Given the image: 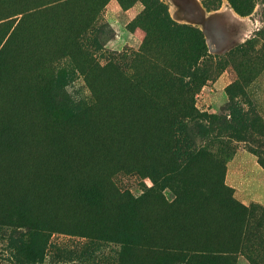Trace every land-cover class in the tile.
Returning <instances> with one entry per match:
<instances>
[{"label": "trees", "instance_id": "16d2710c", "mask_svg": "<svg viewBox=\"0 0 264 264\" xmlns=\"http://www.w3.org/2000/svg\"><path fill=\"white\" fill-rule=\"evenodd\" d=\"M109 1L0 0L1 252L40 264L32 242L59 233L118 247L117 264H221L264 210L247 216L213 144L190 133L222 125L194 99L212 59L203 34L159 0H116L141 3L146 36L140 52L108 53L101 66ZM227 2L241 17L252 10V0ZM202 4L213 12L220 0ZM78 78L88 101L71 96ZM119 175L137 177L138 192L120 189Z\"/></svg>", "mask_w": 264, "mask_h": 264}, {"label": "rangeland", "instance_id": "374dc122", "mask_svg": "<svg viewBox=\"0 0 264 264\" xmlns=\"http://www.w3.org/2000/svg\"><path fill=\"white\" fill-rule=\"evenodd\" d=\"M159 1L174 22L203 34L212 59L204 68L207 77L194 99L200 111L216 115L222 125L216 128L217 134L208 132L204 138L196 126H189L190 133L202 146L213 144L223 162L225 186L239 204L253 207L247 216L255 218L260 214L256 207L264 210V0H252L251 12L243 17L233 11L227 0H220L218 10L213 12L204 8L203 0ZM142 10L140 2L126 9L116 0L105 5L100 19L108 26L110 36L105 52L96 54L99 65H104L103 55L108 53L140 52L146 33L135 26V20ZM242 46L245 47L238 52L235 50ZM231 51H236L233 58L227 57ZM223 58L229 62L218 66ZM66 61H58L57 67L67 68ZM73 84L71 96L88 101L89 92L82 79ZM115 183L122 190L138 192L139 179L135 176L119 175ZM143 183L151 187L149 179ZM246 231L247 237L241 233L237 241L240 244L235 245L237 252L230 248L221 256V264H264V219ZM32 247L42 259L40 264H117L118 247L66 234L54 233L40 244L32 242ZM3 248L0 240V264H14L15 249L11 258L1 252ZM223 249L225 252L228 247ZM27 250L28 255L31 251Z\"/></svg>", "mask_w": 264, "mask_h": 264}, {"label": "bare ground", "instance_id": "6f19581e", "mask_svg": "<svg viewBox=\"0 0 264 264\" xmlns=\"http://www.w3.org/2000/svg\"><path fill=\"white\" fill-rule=\"evenodd\" d=\"M34 160V159H33ZM46 165V164H45Z\"/></svg>", "mask_w": 264, "mask_h": 264}]
</instances>
